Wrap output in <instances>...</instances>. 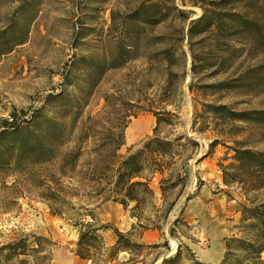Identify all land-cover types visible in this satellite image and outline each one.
Segmentation results:
<instances>
[{"label": "rangeland", "instance_id": "1", "mask_svg": "<svg viewBox=\"0 0 264 264\" xmlns=\"http://www.w3.org/2000/svg\"><path fill=\"white\" fill-rule=\"evenodd\" d=\"M129 32L149 36L152 42L121 47L100 39ZM159 36H166L177 50L172 64L160 53L164 45L157 42ZM90 54L106 66L94 86L98 77L92 66L88 79L82 77L91 63L81 58ZM73 74L82 84L68 87L65 82ZM67 90L65 98L54 99ZM147 108L175 113L176 126L164 127L162 134H185L199 146L188 150L191 158L182 172L187 185L168 220L141 239L157 247L145 249L136 263H129L131 255L122 252L108 264H161L180 247L179 264H192L185 246L201 262L219 264L226 238L245 235L242 205L264 201V187L246 193L243 185L228 186L219 166L236 163L235 148L264 151V115L256 113L264 112V0H0V133L14 126L27 128L37 116L49 118L68 109L83 110L84 120L88 115L101 118L93 124L97 135L83 145L74 170L65 162L77 150L81 123L58 146L52 161L35 163L17 150L16 158L2 165L0 246L35 234L56 243L50 264H91L73 252L79 239L73 222L131 230L137 218L123 205L89 204L70 192L76 187L85 192L79 181L96 156L91 150L99 138L112 125H127L126 137L135 119L153 115ZM234 112L253 117L233 120ZM130 146H122L119 153ZM160 178L153 184L155 204L164 210ZM188 195L192 199L185 202ZM163 210L149 214L155 218ZM99 233L109 245L114 243L113 229L101 228Z\"/></svg>", "mask_w": 264, "mask_h": 264}, {"label": "trees", "instance_id": "2", "mask_svg": "<svg viewBox=\"0 0 264 264\" xmlns=\"http://www.w3.org/2000/svg\"><path fill=\"white\" fill-rule=\"evenodd\" d=\"M100 39H109L121 47H125L127 43L134 45L141 41L152 42V38L149 36L133 32H129L128 35H101ZM157 39L158 43L164 45L160 48L161 55L172 64L176 59L175 46L168 43L169 39L166 36H159ZM184 54L182 52L181 56ZM92 56L93 54H90L81 58V61L91 63L86 69L92 66V71L98 77L94 84L92 82V86H94L106 66L102 63L98 64ZM89 71L90 69L83 74V79H88ZM74 76L75 74L65 82L66 86L82 84L74 79ZM69 92L67 90L66 93L63 92L53 97L57 100L65 98ZM80 97H84V95ZM51 102H47L43 109L45 110ZM220 108L223 107H217V109ZM145 111L153 113L156 118V126L153 128L152 134L132 144L125 154H120V148L126 144L125 128L127 125L124 128L112 125V128L99 138L98 145L91 150L96 156L87 163V170L83 172L79 181L84 186L85 192L82 193L80 187L71 188L70 195L80 197L81 200H85L89 204L113 201L123 205L126 210L130 211L132 217L137 218V222L127 232H123L111 224L93 227V225H86L79 220L73 222L79 229V239L73 252L80 259L91 264L112 263L118 259L122 252L131 255L129 263H136L139 261L138 258L143 256L145 249L157 247V244H147L141 239L148 230L162 229L186 188L187 176L182 172L187 160L191 158L188 150L190 147L197 148L199 142L185 134L175 136L162 134L164 127L173 128L177 124V115L172 111L166 108L157 111L147 108ZM256 113L260 116L264 115V112L261 111ZM83 114V110L74 113L68 109L64 113H58L49 118L37 116L31 120L27 128L14 126L12 131L3 129L0 133L1 147L4 148V150L0 148V168L9 160L16 158L17 150L24 158L33 160L35 163L52 161L57 157L58 146L67 141L71 132L75 131L77 124L81 123L82 131L77 150L70 152L66 156L65 162L69 169L74 170L83 154V145L91 137L94 138L97 135L93 124L101 120L100 117L91 115L86 116L84 120L85 114ZM232 115L233 120L248 121L253 117L249 112H234ZM69 124L72 125L70 130H68ZM205 129L201 128L200 130L205 131ZM235 152L233 158L236 163H230L227 166L219 164L223 170L224 183L228 186L243 185L246 193L263 188L264 151L252 148H235ZM158 175L161 176L159 188L163 196L162 208L166 207L164 210L157 209L155 204L157 193L153 184ZM200 182L201 180L198 184H201ZM177 189H179L178 192ZM175 193H177L176 197L170 201L169 198L173 197ZM190 199H192V195H188L185 202ZM68 203L72 204L70 201ZM76 210L78 209L76 208ZM150 210H163V212L153 218L149 214ZM53 213L63 214L62 211H53ZM80 215L81 213L78 212V216ZM242 215L245 235L226 238V250L219 264H264L262 258L264 252V201L251 200L250 206L242 205ZM101 228L113 229V244L109 245L105 237L99 233ZM138 229L141 231L136 232ZM135 235H137V239H135ZM33 243H36V246H31ZM54 245L56 243L50 237L35 234L25 236L0 246V264H50L53 260L51 251ZM185 248L191 254L192 264H206L195 257L188 246ZM45 251L48 252L44 254ZM28 256L32 259L26 258ZM182 259L183 248L180 247L174 256L164 258L161 264H179ZM141 261H144V258Z\"/></svg>", "mask_w": 264, "mask_h": 264}, {"label": "crops", "instance_id": "3", "mask_svg": "<svg viewBox=\"0 0 264 264\" xmlns=\"http://www.w3.org/2000/svg\"><path fill=\"white\" fill-rule=\"evenodd\" d=\"M136 122H138V124L137 126H135L133 133L128 134V129H127L126 144H125L126 146L135 144L139 142L141 139H143L144 137H146L147 135L151 134L153 132L156 119H155V116L149 114V115H145V116L135 119L131 123V125ZM150 124H152L151 130L148 129L150 127Z\"/></svg>", "mask_w": 264, "mask_h": 264}, {"label": "bare ground", "instance_id": "4", "mask_svg": "<svg viewBox=\"0 0 264 264\" xmlns=\"http://www.w3.org/2000/svg\"><path fill=\"white\" fill-rule=\"evenodd\" d=\"M137 124H138V122L133 123V124L128 128V134L134 132V128H135V126H137ZM141 127H142V126H141ZM151 127H152V124H150V127H149L148 129L151 130ZM212 260H213L214 262H217V261L219 260V257H217V258H213Z\"/></svg>", "mask_w": 264, "mask_h": 264}]
</instances>
